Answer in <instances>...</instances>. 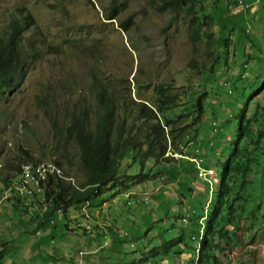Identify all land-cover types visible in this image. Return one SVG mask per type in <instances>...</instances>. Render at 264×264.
<instances>
[{
	"label": "rangeland",
	"instance_id": "obj_1",
	"mask_svg": "<svg viewBox=\"0 0 264 264\" xmlns=\"http://www.w3.org/2000/svg\"><path fill=\"white\" fill-rule=\"evenodd\" d=\"M243 1L251 6L244 3L229 9L226 25L232 28L233 42L214 65L215 73L210 74L205 38L192 42L187 17L157 9L162 0H119V8L123 10L117 21L133 16L134 25L126 32L117 21L104 19L111 0H0V34L12 11L25 6L35 19L27 32V44L41 50L24 81L0 99V175L11 172L9 168L16 159L25 157L24 151L34 158L43 157L42 160L67 153L78 164L76 144L58 139L43 107L64 124L77 97L91 101L93 73L126 99L134 100L154 99V88L162 82L173 85L174 93L193 96L203 90L207 81L204 118L196 129L193 126L190 130L182 153L169 148L165 154L168 163L160 159L161 163L152 166L151 170L155 169L153 173L157 174L146 185L121 193L107 190L92 199L99 206L90 209L95 212L98 208L101 220L105 219L115 233L108 247L88 253L102 243L94 229L87 234L80 228L70 233L58 215L51 225L47 220L45 223L36 219L40 210L32 207L26 213L14 210L11 203L5 202L11 190L5 193L0 186V246L6 249L0 264H75L67 255L77 258L81 251L84 252L80 253L84 254L81 264H150L151 261H143L152 246L177 237L180 230L186 236L195 233L190 201L202 197L205 186L191 158L201 159L202 165L209 169L208 165L224 157L236 138L237 114L242 107L246 106V115L250 117L259 104L257 119L261 121L264 116V68L260 73L256 70L264 55L259 52L264 50V0ZM208 4L212 6L210 0ZM219 27L217 24L214 30ZM244 28H249V33ZM55 45L63 51L54 53ZM61 80L70 92L66 97ZM50 83L58 87L55 96L63 99L52 110L49 109L52 101L39 106L36 100ZM191 103L189 96L182 97L177 106L165 111L166 115H181L190 123L195 116ZM197 165L202 167L200 163ZM63 166L77 184L80 181L77 167L69 168L66 163ZM204 173L211 175L212 185L216 180L212 171ZM17 182L16 179L12 187L18 191ZM187 187L191 190L187 191ZM207 207L205 203V210ZM86 208L83 219L80 212L69 211L71 221L77 220L72 226L79 222L93 226L89 219L91 212ZM199 223L202 225L204 221L199 219ZM102 229L110 236L105 227ZM122 232L127 234L122 237ZM237 235L240 244L226 258L222 257L220 264H264V221L241 219ZM184 247V242L176 241L173 254L159 264H188L190 250L178 253Z\"/></svg>",
	"mask_w": 264,
	"mask_h": 264
},
{
	"label": "trees",
	"instance_id": "obj_2",
	"mask_svg": "<svg viewBox=\"0 0 264 264\" xmlns=\"http://www.w3.org/2000/svg\"><path fill=\"white\" fill-rule=\"evenodd\" d=\"M210 1L211 7L208 0H162V4L156 7L175 14L183 13L188 19L192 42L205 38L210 54L208 73L211 74L215 73L214 65L221 60V55L233 42L232 28H228L226 23L229 19V9H233L237 1ZM119 6V0H111L104 19L117 21L123 10ZM117 23L126 32L134 25L133 16L129 15ZM34 24L35 19L28 8L16 7L0 34V99L7 97L24 81L41 52L40 49L27 44V32ZM217 24L220 27L214 30ZM52 49L54 53L63 51L58 45ZM260 51L264 53V50ZM259 61L256 69L258 73L264 68V55ZM190 65L193 66L192 63ZM238 78L241 79L240 76ZM206 82L205 80L203 90L193 96L188 95L195 116L187 123L181 115H166L165 111L177 106L182 97L188 99V96L174 93V87L170 83H158L154 88V99L142 97H138L137 100L126 99L121 92L110 88L97 73H93L90 81L91 101H87L85 97H77L75 106L66 116L64 124L58 118L55 119L53 114L47 111V107H43L58 139L65 138L66 142L73 141L77 146L78 164L73 163L67 153L52 159L67 175L69 173L63 166L64 163L69 168L77 167L80 174L77 187L69 183L67 176L64 175L65 178L49 179L44 186L43 200L33 201L17 197L15 190L11 188V196H8L5 202L11 203L14 210L23 213L30 207L40 210L41 214L36 219L44 222L47 220L50 224L56 215L55 211L60 210L58 216L61 220L63 218L65 230L70 233L79 228H72L77 220L71 221L69 211L73 209L80 212L83 219L85 218L83 208L86 206L91 212L89 219L93 221V226L90 230L82 229L83 233L87 234L94 229L102 240L97 248H92L93 251L88 253H95L98 249L108 247L115 233L110 230L111 226L101 220L99 210L95 209L94 212L90 209L92 206H99L94 204L92 199L107 190L121 193L139 185H146L157 174L153 173L155 169L151 170V167L161 163L160 159L165 160L163 163H168V155L165 154L169 148L175 152L182 151L181 147L190 130L193 126L196 129L204 118ZM60 85L66 97L70 92L62 80ZM57 88V85L50 83L45 93L36 96L38 105L42 106L52 101L49 109L58 106L63 99L55 96ZM127 89L130 92V86ZM183 102L188 103L184 100ZM257 105L258 110L259 104ZM257 110L248 117L246 106L242 107L237 114L239 118L237 135L228 152L224 157L218 158L214 165L207 164L209 169L213 170L216 180L212 181L211 185L209 180L211 175L202 176L200 179L205 186L203 195L190 201L191 218L196 223L193 230L195 233L186 236L184 230H180L177 237L152 246L148 252L149 256L144 257L143 263L148 260L151 261L150 264H159L164 257L173 254L172 247L177 241L185 244L178 253L190 250L188 264H220L221 258H226L231 249L240 244L237 230L241 219L264 221V116L263 120L259 121ZM24 153L25 157H18L15 164L10 166L11 172L0 175L1 190L5 193L12 185L13 178L21 170L19 167L22 163L42 161L43 157L34 158L27 151ZM189 190L191 188L187 187V191ZM205 203L208 204L206 210ZM199 219L204 221L202 225ZM102 227L110 234V241L106 245H103ZM122 233L120 235L124 236ZM5 252L4 246H0V259L5 256Z\"/></svg>",
	"mask_w": 264,
	"mask_h": 264
},
{
	"label": "built area",
	"instance_id": "obj_3",
	"mask_svg": "<svg viewBox=\"0 0 264 264\" xmlns=\"http://www.w3.org/2000/svg\"><path fill=\"white\" fill-rule=\"evenodd\" d=\"M196 163H200V160L196 158H192ZM21 168V178L20 180H24V187L21 188V194H15L17 197L26 198L27 200H43L44 199V186H46L49 179H56L58 175H65L68 178V182L72 185L76 186L74 178L72 176L66 175L64 173L63 168L58 165L56 162L52 160H42V161H29L24 162L19 167ZM200 175L205 177L208 173H204L202 168L199 171ZM30 177H40L42 178V185L29 186ZM77 187V186H76ZM34 199H31L32 197ZM60 210H56L55 214L58 215ZM54 223V220L51 219V224ZM72 228H81L85 229L84 225L72 226ZM127 234V233H122ZM37 235H41L39 231H37ZM110 240L106 236H103V245Z\"/></svg>",
	"mask_w": 264,
	"mask_h": 264
},
{
	"label": "bare ground",
	"instance_id": "obj_4",
	"mask_svg": "<svg viewBox=\"0 0 264 264\" xmlns=\"http://www.w3.org/2000/svg\"><path fill=\"white\" fill-rule=\"evenodd\" d=\"M202 170H204L205 172H208V170H205V169H202ZM20 176V177H19ZM19 177V179H18V186L16 187L18 190H19V192L21 193V188H23L24 187V180H20V178H21V170L16 174V176H15V178H13V180H12V183L11 184H13V182L17 179ZM57 177H60V178H65L64 177V175H58ZM68 180V179H67ZM41 183H42V178H40V177H30V179H29V186H36V185H41ZM14 189L15 190V192L16 193H18V191L15 189V188H13L12 187V185L10 186V188L9 189ZM60 213H61V211H60ZM78 225H84V227H85V229L86 230H90L91 228H92V226L90 225V224H86V223H84V222H82V223H78L77 224V226ZM124 235H126V234H124ZM103 236H106L108 239H110V236L108 235V234H103ZM108 241H110V240H108ZM107 243V242H106ZM106 243H105V245H106ZM80 253H84V252H79L78 254H79V256H77V264H81L82 263V257H83V255L84 254H82V255H80Z\"/></svg>",
	"mask_w": 264,
	"mask_h": 264
},
{
	"label": "clouds",
	"instance_id": "obj_5",
	"mask_svg": "<svg viewBox=\"0 0 264 264\" xmlns=\"http://www.w3.org/2000/svg\"><path fill=\"white\" fill-rule=\"evenodd\" d=\"M237 2H235L234 3V8L233 9H235V8H237V7H239V6H242V4H244L246 7H248V6H251V5H249L248 3H246V2H244L243 0H236ZM107 21V20H106ZM112 21V20H111ZM111 21H109V22H111ZM113 22H114V20H113ZM244 31H245V33H249V28H244ZM244 67H247V65L245 64L244 65ZM242 76H244V75H242ZM213 125H214V123H213ZM183 155V154H182ZM188 157H190V156H188ZM192 158H195V157H192ZM191 158V159H192ZM197 159V158H196ZM197 160H200V164H201V166L202 167H199L198 165H197V163H196V166H197V169H198V172L200 171V168H202V169H205V170H209V169H207V167H204V164L202 165V160L201 159H197ZM211 171H212V173H213V170L212 169H210ZM65 173V172H64ZM67 175V174H66ZM200 175V174H199ZM201 176V175H200ZM128 203V202H127ZM122 237H124V236H122ZM196 264V263H195Z\"/></svg>",
	"mask_w": 264,
	"mask_h": 264
},
{
	"label": "crops",
	"instance_id": "obj_6",
	"mask_svg": "<svg viewBox=\"0 0 264 264\" xmlns=\"http://www.w3.org/2000/svg\"><path fill=\"white\" fill-rule=\"evenodd\" d=\"M96 210H98V208H95ZM101 215V214H100ZM99 218V217H98ZM100 218H101V216H100ZM102 220H105V219H102ZM67 256H69V257H71V259L73 260L74 259V256H72V254H69V255H67ZM74 262L73 263H75V264H77V258L75 257V260H73ZM69 264V263H68Z\"/></svg>",
	"mask_w": 264,
	"mask_h": 264
}]
</instances>
